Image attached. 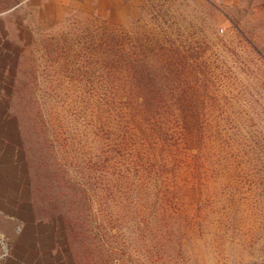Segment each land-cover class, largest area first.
<instances>
[{
	"label": "rangeland",
	"instance_id": "obj_1",
	"mask_svg": "<svg viewBox=\"0 0 264 264\" xmlns=\"http://www.w3.org/2000/svg\"><path fill=\"white\" fill-rule=\"evenodd\" d=\"M97 1L0 14V264H264V0Z\"/></svg>",
	"mask_w": 264,
	"mask_h": 264
},
{
	"label": "trees",
	"instance_id": "obj_2",
	"mask_svg": "<svg viewBox=\"0 0 264 264\" xmlns=\"http://www.w3.org/2000/svg\"><path fill=\"white\" fill-rule=\"evenodd\" d=\"M17 124V122H11L9 118L0 122V126L9 128L7 132H3L4 135L0 132V142H3V145L7 147L6 149L0 148V152H5L9 158V168L6 172H4L2 177L0 192L6 194L7 197L11 196V193H15V198L17 199L15 200L17 204L16 206L19 207L20 211H23L26 214L25 216H20L19 218L22 220L26 228L23 237L27 239L29 234L28 241L30 244L26 247L25 251H28V257H31L34 255L35 250L40 254L43 253L41 242L42 231L38 228L40 221L35 216V212L32 208L33 204H29L30 200H23L24 198H22L25 186L24 183L21 182V177L17 171V167L19 165V161L16 159L18 156L17 146H14L11 140V137L17 133L15 129ZM40 254H36V257L40 256ZM21 262H23V264H28L27 259H25V261L24 259H21Z\"/></svg>",
	"mask_w": 264,
	"mask_h": 264
},
{
	"label": "crops",
	"instance_id": "obj_3",
	"mask_svg": "<svg viewBox=\"0 0 264 264\" xmlns=\"http://www.w3.org/2000/svg\"><path fill=\"white\" fill-rule=\"evenodd\" d=\"M108 4L110 3L111 8L106 7L107 12L111 13H120L123 12H130L132 0H107ZM24 5V0H16L14 3L12 2L9 7L7 8H0V14L5 12H13L15 14L22 12V7ZM94 5V3H93ZM95 5H101L100 1L98 0ZM94 5V6H95ZM96 7V6H95ZM119 8L118 9L116 8ZM97 8V7H96ZM22 22V21H20ZM22 23H20L21 25ZM24 24V22H23ZM22 24V25H23ZM19 23H17L15 26H11L8 21H6L2 16H0V78H3V76H8V61H9V31L10 29H19L21 27ZM23 28V27H22ZM6 62V69L3 71L2 69V62ZM5 73V74H4Z\"/></svg>",
	"mask_w": 264,
	"mask_h": 264
}]
</instances>
